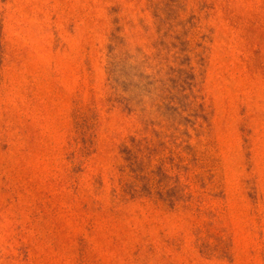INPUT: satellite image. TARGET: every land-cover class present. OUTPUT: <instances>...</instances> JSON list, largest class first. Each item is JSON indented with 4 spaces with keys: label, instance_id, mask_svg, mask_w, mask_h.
<instances>
[{
    "label": "rangeland",
    "instance_id": "374dc122",
    "mask_svg": "<svg viewBox=\"0 0 264 264\" xmlns=\"http://www.w3.org/2000/svg\"><path fill=\"white\" fill-rule=\"evenodd\" d=\"M0 264H264V0H0Z\"/></svg>",
    "mask_w": 264,
    "mask_h": 264
}]
</instances>
